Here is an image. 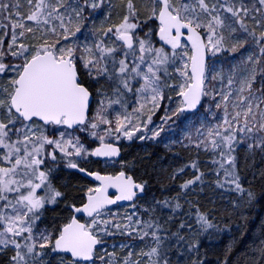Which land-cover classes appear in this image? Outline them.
Segmentation results:
<instances>
[{
  "label": "snow or ice",
  "instance_id": "6c2138e0",
  "mask_svg": "<svg viewBox=\"0 0 264 264\" xmlns=\"http://www.w3.org/2000/svg\"><path fill=\"white\" fill-rule=\"evenodd\" d=\"M121 2L119 21L105 23L112 0H0L2 264H173L174 251L181 259L191 254L188 264H203L198 241L181 231H194L191 223L181 220L172 231L136 211L117 219L110 206L127 201L136 209L146 186L124 170L120 142L155 140L173 117L195 113L205 99L216 109L206 110L215 123L201 122L183 146L211 153L216 188L249 205L256 201L241 182L238 159L241 148L248 157L264 156V0ZM172 93L175 110L164 107ZM86 137L97 146L89 147ZM90 158L120 163L121 170L90 171L81 166ZM187 168L194 175L176 196L156 201L170 211L169 223L184 204L191 206L184 198L193 186L208 182L198 161L174 170L172 179ZM66 169L99 183L79 205H65L70 216L49 221V210L66 199L56 183ZM195 223L203 232L216 227L199 209ZM259 228L249 264H264V220ZM117 234L145 246L135 252L125 242L108 251L106 237ZM116 247L127 251L120 256Z\"/></svg>",
  "mask_w": 264,
  "mask_h": 264
},
{
  "label": "trees",
  "instance_id": "16d2710c",
  "mask_svg": "<svg viewBox=\"0 0 264 264\" xmlns=\"http://www.w3.org/2000/svg\"><path fill=\"white\" fill-rule=\"evenodd\" d=\"M112 3L114 7L111 10L104 9L105 12H111V19L105 23L116 22L123 13L121 0H112ZM102 20L103 16L98 15L96 23L100 24ZM120 143L122 145L120 160L129 165L124 170L131 174L135 180L146 182L144 195L135 201L137 213L143 220L154 216L172 231L176 230L181 220L191 223L194 231H181L189 241H198L199 252L196 257L203 261V264H225V261L227 264H249L252 241L260 234L259 225L264 220V178L259 175L261 171H264V156L256 153L255 157L251 158L243 148L239 149L238 168L241 182L246 189L256 194V201L249 205L246 198L241 197L240 194L218 189L211 183L215 179L210 171L213 167L209 163L211 153L198 151L191 146L184 147L183 144L166 147L152 140H123ZM192 161L199 162L200 170L205 173L208 182L193 186L195 190L184 198L191 201V206L184 204L180 214L176 215L175 220L169 223L167 217L171 215L170 211L157 206L156 201L176 196L179 192V185L183 181L191 179L194 172L187 168L175 180L172 179L173 172ZM117 164L118 166L114 164L112 167L102 161L89 159V162L82 163L81 166L90 171L115 172L121 169V164ZM56 183L66 193V199L54 210H49L47 213L49 221L53 217L62 221L70 216L71 213L65 205L80 204L84 199V191L88 187L94 186L76 171L68 169L58 174ZM184 199L181 200V203H184ZM130 204L112 208L113 211L119 213L117 219L123 217L122 215L126 213ZM145 208H148L149 211L145 212ZM197 209L206 213L216 227L207 232L200 231L199 226L195 223ZM106 240L108 251H113L114 245L125 243L129 238L117 234L107 237ZM129 243L134 245L135 252H139L145 246L144 242L139 240H129ZM229 246L232 249L230 252L228 251ZM115 251L118 255L123 256L127 249L121 251L119 247H116ZM190 255L185 252L181 259L174 251L172 253L173 264H176L178 260H180V264H188ZM97 264L100 262L97 261Z\"/></svg>",
  "mask_w": 264,
  "mask_h": 264
},
{
  "label": "rangeland",
  "instance_id": "374dc122",
  "mask_svg": "<svg viewBox=\"0 0 264 264\" xmlns=\"http://www.w3.org/2000/svg\"><path fill=\"white\" fill-rule=\"evenodd\" d=\"M119 19L120 18H118L116 22H112V23H117L119 21ZM95 22H96V20H95ZM242 51L243 50H241V52ZM234 55L236 57H239L240 53L238 52ZM171 95H172V100L166 101L164 107L169 108L171 110H175L177 108V105H178V98L175 96L174 93H172ZM203 104H204V107L200 108L195 113H184L183 115H181L179 117H173L172 121H169L168 124L164 125L165 130L161 132L159 137H157L155 140H153V139H146V140L157 141L158 143H161L163 146H166V147L167 146L172 147V146H176L179 144H186L187 141L184 139L185 136L188 133H191L193 135V137H195V134H196L195 129L200 126L201 122H203L205 124L215 123V121L212 119L211 113L206 111L209 107H211L212 112L216 111L212 101L209 99H205L203 101ZM164 114L165 113H164L163 109L156 113V115L153 117V121H154L155 125L161 124V117H163ZM217 114H219V113H217ZM151 127H153V125L149 126V128H151ZM146 135L151 136V132H147ZM139 141H141V140H139ZM143 141H145V140H143ZM175 141H182L183 143H176ZM85 143L88 144L89 147H91L90 145L92 143H97V142L92 141L91 138H89V137H86ZM104 164H107L108 166H112V167L114 166V164L111 161H105ZM115 164H116V166H118L117 163H115ZM132 211L137 212V209H133L131 206H129L126 213H131ZM126 242L129 243V240H127Z\"/></svg>",
  "mask_w": 264,
  "mask_h": 264
},
{
  "label": "water",
  "instance_id": "95a60500",
  "mask_svg": "<svg viewBox=\"0 0 264 264\" xmlns=\"http://www.w3.org/2000/svg\"><path fill=\"white\" fill-rule=\"evenodd\" d=\"M200 109V108H199ZM198 109V110H199ZM186 113H192V112H186ZM97 146V144L93 147V148H95ZM121 156H122V149H121ZM121 156L118 158V159H120L121 158ZM93 159H98V160H106V159H104V158H93ZM77 171V170H76ZM78 172V171H77ZM93 172H99V171H93ZM80 175H82L83 177H85L86 179H88L89 181H91V182H93V183H96V184H98L99 182L98 181H95L92 177H88V176H86V175H84L83 173H80V172H78ZM101 175H108V174H114V173H103V172H99ZM138 182V181H137ZM112 191H114V190H111L110 189V192H112ZM144 194V193H143ZM143 194L142 195H139V196H143ZM138 196V197H139ZM137 197V198H138ZM126 203H128L127 201H123V202H119L117 205H123V204H126ZM113 206H115V205H113ZM113 206H110V207H113Z\"/></svg>",
  "mask_w": 264,
  "mask_h": 264
},
{
  "label": "flooded vegetation",
  "instance_id": "af4514ba",
  "mask_svg": "<svg viewBox=\"0 0 264 264\" xmlns=\"http://www.w3.org/2000/svg\"><path fill=\"white\" fill-rule=\"evenodd\" d=\"M68 170H69V169H68ZM82 202H83V201H82ZM82 202H81V203H82Z\"/></svg>",
  "mask_w": 264,
  "mask_h": 264
}]
</instances>
